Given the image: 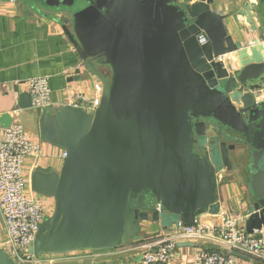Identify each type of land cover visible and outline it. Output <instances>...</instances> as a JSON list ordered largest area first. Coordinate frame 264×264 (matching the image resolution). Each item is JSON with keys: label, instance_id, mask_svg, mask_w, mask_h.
<instances>
[{"label": "water", "instance_id": "95a60500", "mask_svg": "<svg viewBox=\"0 0 264 264\" xmlns=\"http://www.w3.org/2000/svg\"><path fill=\"white\" fill-rule=\"evenodd\" d=\"M31 1L70 14L63 30L80 64L69 80L85 71L100 95L91 111L35 108L38 137L65 154L58 172L38 165L29 174L31 190L53 200L30 254L117 248L150 223L193 227L220 212L218 175L234 166L264 230L263 35L235 41L213 0ZM238 16L255 29L249 4ZM21 107H33L30 95ZM0 120L11 124L8 114ZM0 264H17L1 246Z\"/></svg>", "mask_w": 264, "mask_h": 264}, {"label": "crops", "instance_id": "0c3cea01", "mask_svg": "<svg viewBox=\"0 0 264 264\" xmlns=\"http://www.w3.org/2000/svg\"><path fill=\"white\" fill-rule=\"evenodd\" d=\"M244 4H249L254 30H251L245 17L238 16L236 23L231 18V14ZM210 6L213 11L228 15L224 23L235 41L239 40L244 45L261 41L260 36L264 35V0H213ZM70 24V14L64 8L57 9L31 0H0V119L3 114H8L11 124H23L27 137L41 148L37 158L26 159L23 164L27 178L38 165L51 166L58 172L63 158L62 149L38 137L35 108L21 107L22 99L29 96L28 79L38 75L47 76L51 104L55 106L78 104L91 111L89 107L96 105L100 95L98 80L85 71L81 73V80H69L80 64L63 30L64 26ZM4 129L0 120V138ZM217 189L220 211L231 216L243 215L244 230L252 229L250 234L260 233L264 239L263 228L255 227L253 216L247 210L250 202L248 189L238 166H234L233 171H223L218 175ZM31 196L37 199L40 195L31 192ZM176 232L174 226L162 228L159 224L150 223L143 226L138 240L113 249L52 255L48 264H140L143 244ZM201 249L228 251L222 241L215 237L181 239L175 244L169 264H199L195 256ZM241 255L243 257L235 256V264H264L262 259Z\"/></svg>", "mask_w": 264, "mask_h": 264}, {"label": "built area", "instance_id": "2783aa9c", "mask_svg": "<svg viewBox=\"0 0 264 264\" xmlns=\"http://www.w3.org/2000/svg\"><path fill=\"white\" fill-rule=\"evenodd\" d=\"M28 92L34 108L51 104L47 76L29 78ZM257 97H264V94ZM40 154V146L27 137L23 124L14 123L3 130L0 138V246L17 264H48L52 260V255L43 260L35 258L27 249L47 213L43 204L31 196L33 191L23 174V164L26 159L37 158ZM64 154L63 151L62 156ZM244 219L241 214L231 216L220 211L217 215L197 219L193 227H176L173 235L154 238L142 245L140 264H169L177 241L212 237L220 239L228 251L201 249L195 256L199 264H235V256L229 252L264 260V239L260 233H247L242 226Z\"/></svg>", "mask_w": 264, "mask_h": 264}, {"label": "rangeland", "instance_id": "374dc122", "mask_svg": "<svg viewBox=\"0 0 264 264\" xmlns=\"http://www.w3.org/2000/svg\"><path fill=\"white\" fill-rule=\"evenodd\" d=\"M97 100H98V97H97ZM97 102V101H96ZM98 103V102H97ZM97 103H96V105H97ZM90 106V105H89ZM90 108V107H89ZM92 110V109H91ZM26 134H27V132H26ZM29 136V135H28ZM36 142H38L37 140H36ZM23 174H24V171H23ZM25 175V174H24ZM39 198H37V200L38 201H40L42 204H43V206H44V208H45V211H46V213H47V215H49L51 212H52V210H53V200H52V198H48V197H44V196H42V195H40V196H38ZM143 240V239H142ZM135 244H137V243H135ZM40 258H41V260H43V259H46V258H48V255H44V254H42V255H40L39 256Z\"/></svg>", "mask_w": 264, "mask_h": 264}, {"label": "flooded vegetation", "instance_id": "af4514ba", "mask_svg": "<svg viewBox=\"0 0 264 264\" xmlns=\"http://www.w3.org/2000/svg\"><path fill=\"white\" fill-rule=\"evenodd\" d=\"M102 71H103L104 74L108 73V71L105 68H102Z\"/></svg>", "mask_w": 264, "mask_h": 264}, {"label": "trees", "instance_id": "16d2710c", "mask_svg": "<svg viewBox=\"0 0 264 264\" xmlns=\"http://www.w3.org/2000/svg\"><path fill=\"white\" fill-rule=\"evenodd\" d=\"M212 251V250H211Z\"/></svg>", "mask_w": 264, "mask_h": 264}]
</instances>
